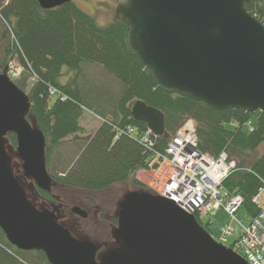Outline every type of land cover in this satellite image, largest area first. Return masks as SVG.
I'll return each instance as SVG.
<instances>
[{
    "label": "water",
    "instance_id": "obj_1",
    "mask_svg": "<svg viewBox=\"0 0 264 264\" xmlns=\"http://www.w3.org/2000/svg\"><path fill=\"white\" fill-rule=\"evenodd\" d=\"M47 9L71 0H37ZM249 0H124L115 19L127 29V48L148 69L158 89L176 92L216 110L264 113V26L246 8ZM27 94L0 73V229L17 250H40L49 264H248L218 244L195 217L171 200L133 189L118 203L115 245L75 238L56 211L36 209L13 174L5 147L15 135L24 178L47 191L45 137L27 115ZM131 113L156 135L163 114L142 101ZM264 142V127H263ZM72 213L85 218L78 206Z\"/></svg>",
    "mask_w": 264,
    "mask_h": 264
},
{
    "label": "trees",
    "instance_id": "obj_2",
    "mask_svg": "<svg viewBox=\"0 0 264 264\" xmlns=\"http://www.w3.org/2000/svg\"><path fill=\"white\" fill-rule=\"evenodd\" d=\"M246 8L264 22V0H249ZM127 47V29L115 18L101 25L72 0L48 10L37 0H0V73L5 74L10 63L22 67L14 83L23 92L27 90V119L45 137V168L56 186L95 192L129 182L139 191L150 192L134 173L147 168L153 151H162L168 137L188 118L195 122L199 150L211 156L224 150L238 167H247L264 179V153H254L263 143L262 111L216 110L188 96L158 89L148 69ZM89 63L101 66L121 86L119 94L105 101L108 104L102 105L100 113L97 107L102 100L90 87L92 81L76 82L82 66ZM63 68L71 77L62 83ZM136 101L159 110L164 117V132L152 135L151 148L139 142L147 124L134 119L130 111ZM84 110L101 120L86 137L78 124ZM249 119L254 120L252 132L241 127ZM233 123L237 125L231 128ZM14 137L12 133L6 136L13 147ZM67 139H81L83 145H78L74 160L66 168H57L51 163L52 153ZM62 163L59 156L57 164ZM252 172L237 169L223 181L226 191L241 195L244 211L251 218L256 209L250 199L260 185ZM38 193L52 199L46 191L38 189ZM208 225L201 224L206 231ZM47 262L40 250H17L0 229V264Z\"/></svg>",
    "mask_w": 264,
    "mask_h": 264
},
{
    "label": "rangeland",
    "instance_id": "obj_3",
    "mask_svg": "<svg viewBox=\"0 0 264 264\" xmlns=\"http://www.w3.org/2000/svg\"><path fill=\"white\" fill-rule=\"evenodd\" d=\"M80 9L87 14L91 15L99 24L104 25L115 17V10L118 4L124 0H72ZM15 72L16 69H14ZM63 72L62 83L66 82L71 77V72H67L65 68ZM82 77H85L82 81ZM85 81H92L90 87L93 86L94 93L98 96L102 103L97 107V110L102 112L104 104H108L105 101L110 100L116 94L120 92V84L113 76L103 70V68L97 64L89 63L82 66L81 74L77 76V83ZM79 82V83H80ZM29 87V85H28ZM27 87V88H28ZM27 91V90H26ZM25 91V92H26ZM110 95V96H109ZM103 105V107H102ZM109 115V114H108ZM111 117V115H109ZM100 119L93 113L84 110L79 118L80 126L83 128V136H89L93 134L95 129L100 125ZM32 126H36L34 122ZM237 124L230 125L234 128ZM242 129L245 130L244 126ZM83 140L79 139L76 142L72 140L62 141L60 147L56 148L52 153L51 163L57 168H66L69 163L74 160L75 155L78 152V145H81ZM83 145V144H82ZM8 155L11 157V167L13 174L18 176L24 184V190L28 200L35 205L36 209H48L56 211L58 221L61 225L65 226L70 233L78 239H87L98 246L97 256L104 252L107 248L115 245L113 240V227L116 226L114 220H116L118 203L122 199V195L126 192L133 190V186L129 182L122 184H115L103 191L90 192L81 189L65 188L56 186L55 183H51L46 192L52 197L51 200L43 198L38 193L32 180L24 178L22 174L21 161L16 156L15 147L11 146L7 141L5 147ZM256 156H261L264 153V142L258 146L254 152ZM62 157L63 163L57 164L58 157ZM66 159V160H65ZM55 161V162H54ZM67 163V164H66ZM65 164V165H64ZM64 165V166H62ZM52 172V168L48 167ZM60 171V170H59ZM145 176V177H144ZM134 177L140 182L143 180L153 182L155 186H161L158 182L159 177L153 178V173L144 175L142 173H136ZM156 181V183L154 182ZM73 206L83 209L87 213V217L82 218L74 213L71 209ZM251 220V217L244 211L241 206L237 212L230 216L222 209L216 211L213 216H202L203 224L209 222L208 231L212 238L219 241L221 237V229L231 228L234 230L232 235L226 237L224 244L226 246L231 245L234 239L239 235L242 226H246Z\"/></svg>",
    "mask_w": 264,
    "mask_h": 264
},
{
    "label": "built area",
    "instance_id": "obj_4",
    "mask_svg": "<svg viewBox=\"0 0 264 264\" xmlns=\"http://www.w3.org/2000/svg\"><path fill=\"white\" fill-rule=\"evenodd\" d=\"M19 71V68L11 67L10 75L17 76ZM247 126L250 131L253 130L250 122ZM127 131L131 133L132 129L128 128ZM152 135L151 131L145 130L140 135L139 142L146 148H151L155 139ZM166 141L162 151H153L147 168L143 169L146 176L150 173H153V178L160 176L158 182L161 186H154L153 182L145 180L143 184L155 194L173 201L187 214L202 218L213 216L222 209L233 217L242 206L243 198L226 191L223 181L237 169L252 171L246 167H238L235 159H231L224 150L217 156L199 150L192 120L185 121ZM252 173L260 182L250 199L257 212L246 226L241 227L232 243L233 248L249 264H264V179ZM233 232L231 228L222 229L221 239L225 241Z\"/></svg>",
    "mask_w": 264,
    "mask_h": 264
},
{
    "label": "bare ground",
    "instance_id": "obj_5",
    "mask_svg": "<svg viewBox=\"0 0 264 264\" xmlns=\"http://www.w3.org/2000/svg\"><path fill=\"white\" fill-rule=\"evenodd\" d=\"M195 124V123H194Z\"/></svg>",
    "mask_w": 264,
    "mask_h": 264
}]
</instances>
